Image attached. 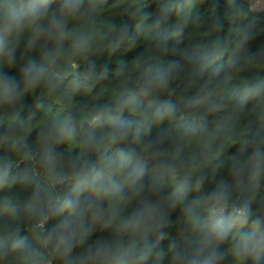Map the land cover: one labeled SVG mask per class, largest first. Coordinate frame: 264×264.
Returning a JSON list of instances; mask_svg holds the SVG:
<instances>
[{
    "label": "clouds",
    "instance_id": "obj_1",
    "mask_svg": "<svg viewBox=\"0 0 264 264\" xmlns=\"http://www.w3.org/2000/svg\"><path fill=\"white\" fill-rule=\"evenodd\" d=\"M0 264H264V0H0Z\"/></svg>",
    "mask_w": 264,
    "mask_h": 264
}]
</instances>
